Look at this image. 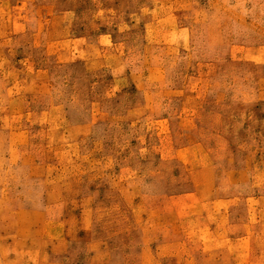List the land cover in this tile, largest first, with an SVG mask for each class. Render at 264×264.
I'll return each instance as SVG.
<instances>
[{
  "label": "rangeland",
  "instance_id": "rangeland-1",
  "mask_svg": "<svg viewBox=\"0 0 264 264\" xmlns=\"http://www.w3.org/2000/svg\"><path fill=\"white\" fill-rule=\"evenodd\" d=\"M0 264H264V0H0Z\"/></svg>",
  "mask_w": 264,
  "mask_h": 264
}]
</instances>
